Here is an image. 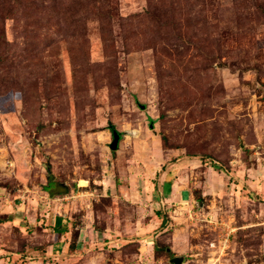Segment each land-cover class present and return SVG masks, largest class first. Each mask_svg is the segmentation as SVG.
<instances>
[{
	"label": "rangeland",
	"instance_id": "374dc122",
	"mask_svg": "<svg viewBox=\"0 0 264 264\" xmlns=\"http://www.w3.org/2000/svg\"><path fill=\"white\" fill-rule=\"evenodd\" d=\"M56 212L68 264H264V0H0V264Z\"/></svg>",
	"mask_w": 264,
	"mask_h": 264
},
{
	"label": "crops",
	"instance_id": "0c3cea01",
	"mask_svg": "<svg viewBox=\"0 0 264 264\" xmlns=\"http://www.w3.org/2000/svg\"><path fill=\"white\" fill-rule=\"evenodd\" d=\"M185 162H188L190 168H194V169L204 168L202 166L201 162L196 160V159H191V160H187V161H185L183 159H180V160L177 161L176 164H174L172 166L170 165V167H167V169L160 175V178H159L160 183H163V185H165V187H167L169 185V187L171 189L175 184H177L178 180L181 181L183 173L186 171V169L183 168V166H182L183 163H185ZM208 169H211V168L208 167ZM186 189L187 188L185 187V183H184L183 185H180L179 192L176 191V193H179V196H181V194L186 192V191H184ZM41 193L44 194V192H41ZM49 196L50 195H47V199L45 197H43V198L46 199L43 203L47 204L48 207H50V206L53 207L54 203L52 201H54V199L49 200L48 199ZM36 208H42V206L39 205ZM52 209L53 208H51L50 210H52ZM39 215L43 216V217H47V218H46V220H44L42 218L37 220V216H36L35 224L40 225L41 223L44 224V222H47V223H49V225L51 227H53L55 217L58 216V217L64 218V217H66L65 216L66 212H64V213L63 212H61V213L60 212H56V213H53V214L51 213L49 215V217H48V215L44 216L42 213L39 214ZM45 230H47V229H45ZM48 230H50L52 233H50V231L48 232ZM48 230L46 232V234H47L46 236H50L51 235V237L52 238L54 237L55 239L49 245H47L46 252H45L44 255L47 256V257H51L54 264H56V263H58V264H68L69 261L72 260V258L73 259H78V258L83 257V256L85 257L86 254L90 253L92 249H94L96 246H98V245H96L97 243L95 242L96 241V238H95L96 234L94 232L93 233L90 232V233L87 234L88 231H86L84 233V235H81L79 233V236H78V238L76 240V249H75L74 254L72 255V252H70V249L68 248L70 243H71V231H69L68 233H64L62 235H58V234L54 233L51 229H48ZM86 235H88V238L90 239L89 241L86 240V238H85ZM93 243H96V244L92 245ZM55 250L59 251L56 255L54 254ZM31 263H33V264H41V262H39L38 260L34 261V262H31Z\"/></svg>",
	"mask_w": 264,
	"mask_h": 264
},
{
	"label": "trees",
	"instance_id": "16d2710c",
	"mask_svg": "<svg viewBox=\"0 0 264 264\" xmlns=\"http://www.w3.org/2000/svg\"><path fill=\"white\" fill-rule=\"evenodd\" d=\"M46 173H47V184L46 186H44L43 189L49 195H52V189L55 183L54 181L50 180L51 174H50V169L48 166L46 169ZM161 226L162 227L164 226V218H162ZM71 227H72V224L69 218L67 217L62 218V217L56 216L54 219V225L53 227H51V230L58 235H62L64 233H68L69 231H72L73 229ZM76 239H77V234L75 233L73 236L71 233V243L68 248L70 249V252H72V255L74 254L75 249H76ZM58 252H59L58 250H55L54 254L56 255Z\"/></svg>",
	"mask_w": 264,
	"mask_h": 264
},
{
	"label": "water",
	"instance_id": "95a60500",
	"mask_svg": "<svg viewBox=\"0 0 264 264\" xmlns=\"http://www.w3.org/2000/svg\"><path fill=\"white\" fill-rule=\"evenodd\" d=\"M118 140H119V136L116 133H112V142L109 145V149L111 151L117 150ZM170 263H172V264H182L183 263V258L182 257H173V258L170 259Z\"/></svg>",
	"mask_w": 264,
	"mask_h": 264
}]
</instances>
